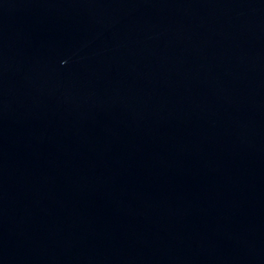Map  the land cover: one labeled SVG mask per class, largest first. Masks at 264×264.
Here are the masks:
<instances>
[{"label": "water", "instance_id": "1", "mask_svg": "<svg viewBox=\"0 0 264 264\" xmlns=\"http://www.w3.org/2000/svg\"><path fill=\"white\" fill-rule=\"evenodd\" d=\"M0 264H264V0H0Z\"/></svg>", "mask_w": 264, "mask_h": 264}]
</instances>
